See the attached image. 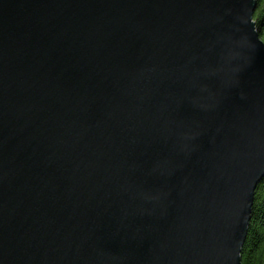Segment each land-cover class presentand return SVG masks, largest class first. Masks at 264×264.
<instances>
[{"label": "water", "instance_id": "95a60500", "mask_svg": "<svg viewBox=\"0 0 264 264\" xmlns=\"http://www.w3.org/2000/svg\"><path fill=\"white\" fill-rule=\"evenodd\" d=\"M256 0H0V264H242L264 178Z\"/></svg>", "mask_w": 264, "mask_h": 264}, {"label": "trees", "instance_id": "16d2710c", "mask_svg": "<svg viewBox=\"0 0 264 264\" xmlns=\"http://www.w3.org/2000/svg\"><path fill=\"white\" fill-rule=\"evenodd\" d=\"M253 21L264 42V0H256ZM242 264H264V178L256 188L247 239L241 251Z\"/></svg>", "mask_w": 264, "mask_h": 264}]
</instances>
